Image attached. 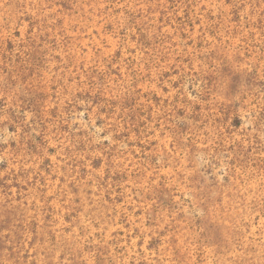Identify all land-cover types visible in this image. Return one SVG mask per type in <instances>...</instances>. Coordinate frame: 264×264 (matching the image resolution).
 <instances>
[{
	"label": "rangeland",
	"instance_id": "obj_1",
	"mask_svg": "<svg viewBox=\"0 0 264 264\" xmlns=\"http://www.w3.org/2000/svg\"><path fill=\"white\" fill-rule=\"evenodd\" d=\"M0 264H264V0H0Z\"/></svg>",
	"mask_w": 264,
	"mask_h": 264
}]
</instances>
